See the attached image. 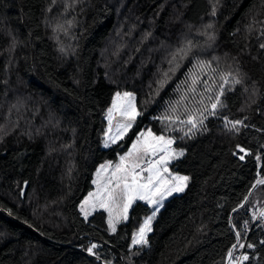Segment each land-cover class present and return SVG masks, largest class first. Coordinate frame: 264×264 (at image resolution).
Segmentation results:
<instances>
[{
  "label": "trees",
  "instance_id": "1",
  "mask_svg": "<svg viewBox=\"0 0 264 264\" xmlns=\"http://www.w3.org/2000/svg\"><path fill=\"white\" fill-rule=\"evenodd\" d=\"M261 29L264 0H0V264H226L237 231L244 247L234 257L264 264V220L253 218L264 185L252 187L264 178ZM197 60L243 83L225 92L227 107L206 130L185 136L159 118ZM117 92L136 94L141 114L105 149ZM221 117L248 127L228 131ZM149 129L185 150L170 169L189 184L159 210L149 244L131 247L150 206L135 205L114 233L106 211L85 219L79 206L98 167Z\"/></svg>",
  "mask_w": 264,
  "mask_h": 264
},
{
  "label": "snow or ice",
  "instance_id": "2",
  "mask_svg": "<svg viewBox=\"0 0 264 264\" xmlns=\"http://www.w3.org/2000/svg\"><path fill=\"white\" fill-rule=\"evenodd\" d=\"M218 2L219 0H217ZM213 14H215V6H213ZM208 27L210 28L212 25H208ZM261 35H264V29H261ZM214 38V35H208L209 40ZM260 47L264 48V44H261ZM191 48L192 44L189 41L173 56V61H176L177 57L183 60ZM176 67H179L178 62ZM174 70L171 69V71ZM217 75L219 83H217ZM164 77L165 79L159 82L161 89L169 78L167 72L164 73ZM181 83L186 87L177 89L180 92L179 98L168 104L164 115L159 119L164 122L166 129L179 125L181 127L172 130L182 131L185 136H189L206 130L205 121L209 117L219 115L220 111L227 107L223 99L225 92L234 90V86L242 84L243 81L238 74L219 71L218 68L212 67L210 61L197 60ZM158 91L159 89L157 94ZM133 100L134 97L131 93H116V99L107 113L109 126L105 133V147H108L109 143L115 144L118 140L123 139L132 128L136 117L141 114L137 111ZM117 113L120 119L113 124ZM221 118L228 131L239 132L242 126L248 127L243 120L233 121L227 117ZM185 127L187 131H185ZM174 142L173 137H166L164 134L157 135L149 129L137 136L131 149L125 155L120 156L119 163L113 165L112 162H107L101 165L95 181L98 185L97 191L89 193L80 205V211L84 218L87 219L95 209L102 208L108 212V226L114 233L117 223L128 220L129 210L133 204L137 201H144L153 207V214L144 220L143 225L132 237L131 244L141 248L147 246L149 244L147 234L151 231V224L156 213L163 207V200L174 192H183L189 180L188 176L172 175L169 172V162L184 155L183 150L177 151L172 147ZM238 149L240 153H243L239 155L240 160H244L246 155H250L243 147L238 146ZM256 159L260 158L256 157ZM109 170H111L110 175H108ZM101 176H106L102 185L100 184ZM256 185H264V178L257 179L252 187L254 188ZM241 207L244 205L242 204ZM257 215L264 220V209H261L258 214L253 213V218H256ZM244 227L247 228V222ZM236 236L237 243L233 244V250L227 253L228 264H239V261L249 260L247 255L238 259L234 257V250L237 247H244V244L240 242L239 231L236 232ZM247 246L253 247L251 244ZM97 247L98 245L92 244L87 250L95 254L93 249Z\"/></svg>",
  "mask_w": 264,
  "mask_h": 264
},
{
  "label": "rangeland",
  "instance_id": "3",
  "mask_svg": "<svg viewBox=\"0 0 264 264\" xmlns=\"http://www.w3.org/2000/svg\"><path fill=\"white\" fill-rule=\"evenodd\" d=\"M182 86L183 85H180L179 86V88H182ZM119 93H121V92H119ZM123 93H125V92H123ZM128 93H131V92H128ZM122 94V93H121ZM132 95H133V97H134V100H133V103L135 104V106H136V94H134V93H131ZM175 96H176V94H175ZM174 101V95H172V96H170L168 99H167V104H169L170 102H173ZM113 102V101H112ZM112 105V104H111ZM111 107V106H110ZM136 108H137V106H136ZM109 110V109H108ZM108 110H107V112H106V121H107V128H106V132L108 131V119H107V113H108ZM138 111V110H137ZM117 116V115H116ZM137 118H138V116L136 117V119H135V121L133 122V126H132V128L134 127V125H135V123H136V121H137ZM116 121L117 120H113V124H115L116 123ZM131 128V129H132ZM131 129L127 132V134L124 136V138L123 139H125L126 138V136L130 133V131H131ZM148 131V130H147ZM144 132H146V131H144ZM166 137H169V136H166ZM170 137H172V136H170ZM174 138V137H173ZM105 139H106V136L104 135V137H103V142H102V145H103V148H105V149H107V148H110V147H113V146H115V145H117L118 143H120L123 139H121V140H118L115 144H111V143H109V146L108 147H105L104 146V143H105ZM174 140H175V138H174ZM176 141V140H175ZM174 144H175V142H174ZM174 144L172 145V147L175 149V150H177V151H180V150H178V149H176L175 147H174ZM132 147V146H131ZM131 149V148H130ZM129 149V150H130ZM183 152H184V155H185V150H183ZM127 153V152H126ZM125 153V154H126ZM125 154H123V155H125ZM183 155V156H184ZM122 156V155H121ZM183 156H180L178 159H181ZM119 158H120V156H119ZM119 158L117 159V160H114V161H106V162H104V163H102L101 165H103V164H106L107 162H112V164L113 165H115L116 163H119ZM178 159H174V160H171L170 162H169V164H168V169H169V172L172 174V175H180V176H186V175H182V174H179V173H174V172H172L171 171V169H170V165L174 162V161H176V160H178ZM100 165V166H101ZM100 166L98 167V169L95 171V173H94V179H93V185H94V188H93V190H91L89 193H91V192H95V191H97V187H98V185H97V183H95V181L97 180V171L100 169ZM110 173H111V170H109V173H108V175H110ZM144 175H147V173H144ZM165 175H167V174H165ZM105 179H106V176H101V178H100V184L102 185L103 183H104V181H105ZM188 184H189V180H188V182H187V187H188ZM187 187H185V189H184V191L183 192H174L171 196H167L164 200H163V206H164V204H165V202L168 200V199H170L171 197H173L174 195H178V194H182V193H184L185 191H186V189H187ZM88 193V194H89ZM88 194H87V196H85V198H87L88 197ZM85 198L81 201V203H80V205L83 203V201L85 200ZM138 203H143V204H146V205H148L146 202H144V201H137L135 204H133V206H132V208L129 210V214H128V220H129V218H130V213H131V210L135 207V205H137ZM148 206H150V208H151V214L150 215H148V216H145L144 218H143V222H144V220L147 218V217H149V216H151L152 214H153V207L151 206V205H148ZM163 207H161L159 210H161ZM79 209H80V206H79ZM98 210H104V209H102V208H97V209H95L94 211H92L91 213H90V215L87 217V219L95 212V211H98ZM104 211H106V210H104ZM107 212V211H106ZM159 212V211H158ZM158 212L156 213V215H155V218L153 219V221H152V224H151V231L150 232H148V234H147V238L149 237V235L152 233V231H153V225H154V221H155V219H156V217H157V214H158ZM108 213V212H107ZM83 215V214H82ZM114 215H115V212H114ZM84 217V216H83ZM127 220V221H128ZM143 222H142V225H143ZM120 223V222H119ZM119 223H117V225H116V228H117V226H118V224ZM141 225V226H142ZM139 230V229H138ZM137 230V231H138ZM137 231H135L134 232V234H133V236L135 235V233L137 232ZM132 236V237H133ZM131 247H140V246H132V244H131Z\"/></svg>",
  "mask_w": 264,
  "mask_h": 264
},
{
  "label": "water",
  "instance_id": "4",
  "mask_svg": "<svg viewBox=\"0 0 264 264\" xmlns=\"http://www.w3.org/2000/svg\"><path fill=\"white\" fill-rule=\"evenodd\" d=\"M27 189H28V184H26L24 186V188H23V191H22L23 195H26L27 194Z\"/></svg>",
  "mask_w": 264,
  "mask_h": 264
},
{
  "label": "built area",
  "instance_id": "5",
  "mask_svg": "<svg viewBox=\"0 0 264 264\" xmlns=\"http://www.w3.org/2000/svg\"><path fill=\"white\" fill-rule=\"evenodd\" d=\"M242 256V254L241 255H239V257H241ZM238 257V258H239ZM226 264H228V260H227V263ZM239 264H242V261H239Z\"/></svg>",
  "mask_w": 264,
  "mask_h": 264
}]
</instances>
